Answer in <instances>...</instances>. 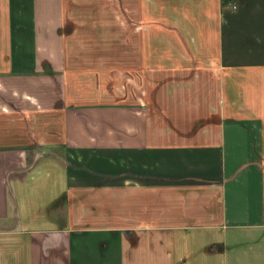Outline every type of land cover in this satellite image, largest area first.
I'll use <instances>...</instances> for the list:
<instances>
[{"label":"crops","instance_id":"crops-1","mask_svg":"<svg viewBox=\"0 0 264 264\" xmlns=\"http://www.w3.org/2000/svg\"><path fill=\"white\" fill-rule=\"evenodd\" d=\"M182 2L121 92L66 0H0V264H264V0Z\"/></svg>","mask_w":264,"mask_h":264},{"label":"rangeland","instance_id":"rangeland-1","mask_svg":"<svg viewBox=\"0 0 264 264\" xmlns=\"http://www.w3.org/2000/svg\"><path fill=\"white\" fill-rule=\"evenodd\" d=\"M171 1H178V3H169V0H145V5L140 3L141 5L137 7L131 3L132 0L126 2L124 0H66L70 15L66 25L67 33L69 36L75 34L78 25L84 24L86 35L94 33L96 42L114 48L111 53L112 63L107 67L108 71L112 70V72L109 71L107 74L113 78L111 84H116L117 89L122 92L125 89L123 86L125 75L121 69L119 51L123 47L122 41L127 39L129 45H136L134 37L137 34L139 35L142 31L146 34L153 26L159 24V7H163L164 12L168 8L176 15L183 16L182 9L186 7V3L182 2L183 0ZM121 3L127 4L121 5ZM151 3H153L152 6ZM208 3L206 1V4ZM176 26L183 25L181 22H176ZM104 35L106 42L103 41Z\"/></svg>","mask_w":264,"mask_h":264},{"label":"built area","instance_id":"built-area-1","mask_svg":"<svg viewBox=\"0 0 264 264\" xmlns=\"http://www.w3.org/2000/svg\"><path fill=\"white\" fill-rule=\"evenodd\" d=\"M234 7H235V5H234Z\"/></svg>","mask_w":264,"mask_h":264}]
</instances>
